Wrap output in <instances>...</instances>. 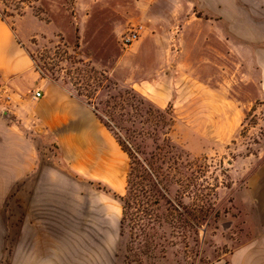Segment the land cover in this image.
I'll list each match as a JSON object with an SVG mask.
<instances>
[{"label": "rangeland", "instance_id": "374dc122", "mask_svg": "<svg viewBox=\"0 0 264 264\" xmlns=\"http://www.w3.org/2000/svg\"><path fill=\"white\" fill-rule=\"evenodd\" d=\"M238 3L257 24L264 21V0ZM171 4L166 29H150L127 0H36L22 17H10L0 2L44 78L90 102L118 142L137 148L170 202L195 207L197 216L209 209L190 239L171 235L168 225L165 250L137 263L128 258L130 234L120 227L119 196L126 191L82 189L79 216L65 211L48 227L52 257L35 263L215 264L253 238L251 214L264 201L256 191L264 189V42H245L232 27L226 35L214 19L182 30ZM134 31L139 38L128 46L124 39ZM14 195L0 189V234L7 238L1 264L21 263Z\"/></svg>", "mask_w": 264, "mask_h": 264}, {"label": "crops", "instance_id": "0c3cea01", "mask_svg": "<svg viewBox=\"0 0 264 264\" xmlns=\"http://www.w3.org/2000/svg\"><path fill=\"white\" fill-rule=\"evenodd\" d=\"M127 1L150 29H166V3L171 1L175 4L170 11L182 30L194 20L207 25L214 19L226 35L232 27L245 42H264V21L257 24L248 10L243 14L239 0ZM27 42L19 27L13 30L0 18V82L6 87L0 97V189H15L20 264H37L38 259L52 257L48 227L56 225L65 211L79 216L85 199L82 189H97L100 184L119 194L126 191L130 159L92 106L42 76ZM37 91L42 93L40 99L33 98ZM251 215L255 223L248 229L253 238L215 264H264V201L255 203ZM6 241V235L0 234V264Z\"/></svg>", "mask_w": 264, "mask_h": 264}, {"label": "trees", "instance_id": "16d2710c", "mask_svg": "<svg viewBox=\"0 0 264 264\" xmlns=\"http://www.w3.org/2000/svg\"><path fill=\"white\" fill-rule=\"evenodd\" d=\"M0 2L12 11L9 14L10 17H22L26 13V9L31 8L36 0H0ZM0 18L7 23L5 12L0 11ZM88 104L92 105L90 102ZM94 112L112 132L110 127L103 122V118L99 116L96 108H94ZM157 113L161 117L164 114H170L161 110H158ZM118 144L130 159L126 194L119 196L122 202L121 232L123 235L126 231L130 234L127 248L128 258L134 262L142 263L144 256L154 255L160 249L165 250L162 241L168 242L166 226L169 225L173 229L171 235L188 240L197 231L200 222L207 223L209 209L202 207L198 211L200 216H197L195 207L182 201L170 202L168 189L158 181L147 160L138 158L137 148L131 143L128 144V149L120 142ZM97 186L105 192H110L100 184ZM188 195H192V192H188Z\"/></svg>", "mask_w": 264, "mask_h": 264}, {"label": "built area", "instance_id": "2783aa9c", "mask_svg": "<svg viewBox=\"0 0 264 264\" xmlns=\"http://www.w3.org/2000/svg\"><path fill=\"white\" fill-rule=\"evenodd\" d=\"M138 38H139L138 32L134 31L124 39V42L126 45L129 46L135 41H137ZM5 93H6V87L0 82V97L5 95ZM41 97H42V93L40 91H37L33 96L34 99H40Z\"/></svg>", "mask_w": 264, "mask_h": 264}]
</instances>
